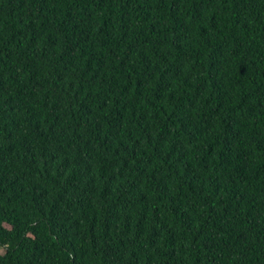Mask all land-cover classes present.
<instances>
[{
  "label": "trees",
  "instance_id": "1",
  "mask_svg": "<svg viewBox=\"0 0 264 264\" xmlns=\"http://www.w3.org/2000/svg\"><path fill=\"white\" fill-rule=\"evenodd\" d=\"M0 264H264V0H0Z\"/></svg>",
  "mask_w": 264,
  "mask_h": 264
},
{
  "label": "rangeland",
  "instance_id": "2",
  "mask_svg": "<svg viewBox=\"0 0 264 264\" xmlns=\"http://www.w3.org/2000/svg\"><path fill=\"white\" fill-rule=\"evenodd\" d=\"M6 252V250L4 248H0V253L4 254Z\"/></svg>",
  "mask_w": 264,
  "mask_h": 264
}]
</instances>
